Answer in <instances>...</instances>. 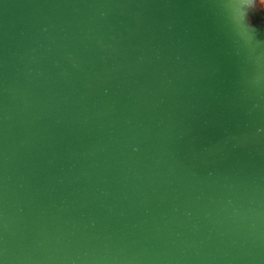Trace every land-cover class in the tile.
I'll return each instance as SVG.
<instances>
[{
  "label": "water",
  "instance_id": "95a60500",
  "mask_svg": "<svg viewBox=\"0 0 264 264\" xmlns=\"http://www.w3.org/2000/svg\"><path fill=\"white\" fill-rule=\"evenodd\" d=\"M0 264H264L255 0H0Z\"/></svg>",
  "mask_w": 264,
  "mask_h": 264
},
{
  "label": "rangeland",
  "instance_id": "374dc122",
  "mask_svg": "<svg viewBox=\"0 0 264 264\" xmlns=\"http://www.w3.org/2000/svg\"><path fill=\"white\" fill-rule=\"evenodd\" d=\"M256 8L264 11V0H256Z\"/></svg>",
  "mask_w": 264,
  "mask_h": 264
},
{
  "label": "bare ground",
  "instance_id": "6f19581e",
  "mask_svg": "<svg viewBox=\"0 0 264 264\" xmlns=\"http://www.w3.org/2000/svg\"><path fill=\"white\" fill-rule=\"evenodd\" d=\"M255 4H256V0H255Z\"/></svg>",
  "mask_w": 264,
  "mask_h": 264
}]
</instances>
